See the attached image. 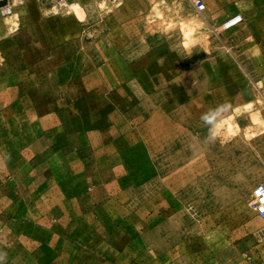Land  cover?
<instances>
[{
    "label": "rangeland",
    "instance_id": "1",
    "mask_svg": "<svg viewBox=\"0 0 264 264\" xmlns=\"http://www.w3.org/2000/svg\"><path fill=\"white\" fill-rule=\"evenodd\" d=\"M225 22L192 0L18 1L0 21L2 264H264V21ZM228 101L252 108L210 142L200 117Z\"/></svg>",
    "mask_w": 264,
    "mask_h": 264
},
{
    "label": "clouds",
    "instance_id": "2",
    "mask_svg": "<svg viewBox=\"0 0 264 264\" xmlns=\"http://www.w3.org/2000/svg\"><path fill=\"white\" fill-rule=\"evenodd\" d=\"M70 10L75 7V5H65ZM59 12V8L53 7L50 10H46L44 15L47 16L50 13L55 14ZM173 27L172 25L168 26ZM167 31V29H165ZM194 28H189L184 26L181 28V45L186 49H191L197 40L194 38ZM252 108L251 104L244 106H235L232 102H224L218 104L217 106L210 108L208 111L204 112L200 119L203 126L207 128V140L210 142H215L217 140L224 142L237 136L240 133V126L238 124V119L246 112H249ZM253 123H260L258 116L252 115ZM0 264H2V258H0Z\"/></svg>",
    "mask_w": 264,
    "mask_h": 264
},
{
    "label": "crops",
    "instance_id": "3",
    "mask_svg": "<svg viewBox=\"0 0 264 264\" xmlns=\"http://www.w3.org/2000/svg\"><path fill=\"white\" fill-rule=\"evenodd\" d=\"M204 2L207 5V9L205 10L206 16L211 22L224 23L239 13H242L243 15L244 24H252L256 22L262 23L264 21V18H261V12L264 11V0H204ZM245 38L248 43L247 49H250V46L253 48L255 47L254 45H251L250 40H257L260 36L256 31L252 30L248 32ZM241 51L247 53V59H250L251 52H262L263 50ZM46 116L48 117V120L52 121V123L47 124L45 129L55 126V120L49 118V115Z\"/></svg>",
    "mask_w": 264,
    "mask_h": 264
},
{
    "label": "built area",
    "instance_id": "4",
    "mask_svg": "<svg viewBox=\"0 0 264 264\" xmlns=\"http://www.w3.org/2000/svg\"><path fill=\"white\" fill-rule=\"evenodd\" d=\"M19 0H0V21L12 18L15 15L16 7ZM41 1H53V0H41ZM194 6L199 12H204L207 9V5L204 0H192ZM243 21V16L237 14L227 20L223 25L224 28H232ZM251 208L257 212V214L264 221V182L258 183L252 194Z\"/></svg>",
    "mask_w": 264,
    "mask_h": 264
}]
</instances>
